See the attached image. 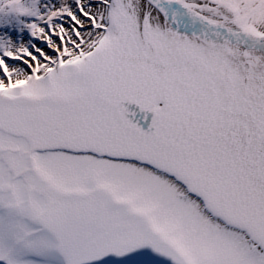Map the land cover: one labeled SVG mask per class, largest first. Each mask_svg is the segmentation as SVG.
I'll return each instance as SVG.
<instances>
[{
  "label": "snow or ice",
  "instance_id": "snow-or-ice-1",
  "mask_svg": "<svg viewBox=\"0 0 264 264\" xmlns=\"http://www.w3.org/2000/svg\"><path fill=\"white\" fill-rule=\"evenodd\" d=\"M0 264H264V0H0Z\"/></svg>",
  "mask_w": 264,
  "mask_h": 264
}]
</instances>
